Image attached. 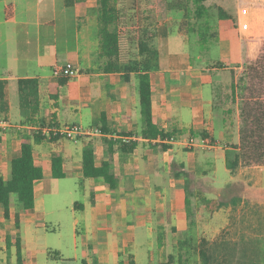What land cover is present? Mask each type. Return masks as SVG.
Wrapping results in <instances>:
<instances>
[{
    "label": "crops",
    "instance_id": "obj_1",
    "mask_svg": "<svg viewBox=\"0 0 264 264\" xmlns=\"http://www.w3.org/2000/svg\"><path fill=\"white\" fill-rule=\"evenodd\" d=\"M96 7V0H75L71 8L64 0H0V80L6 81L7 101L1 118L9 124L0 131V176H9L10 161L19 154L20 132L41 129L47 136L51 127L72 125L90 131L75 141L58 136L55 142L33 146L42 179L33 184V209L20 211L12 197L9 218L0 207V264H200L203 239L215 243L213 256L221 260L216 241L229 226L233 209L246 198L233 195L224 200L223 193L234 184H243L246 192L249 183L237 180L214 190L199 178L201 167L195 159L203 162L211 153L225 163L227 154L236 152L232 147L238 143V108L231 101V84L244 61L253 59L248 49L253 38L242 37L237 24L220 19L214 38L201 42L197 37L191 44L179 30L171 36V20L158 21L151 42L156 67L149 72L152 120L159 130L177 133L173 142L147 140L140 136L136 76L131 74L125 82L120 74L99 70L103 61L98 59ZM210 46L218 52L216 61L209 58ZM66 62L78 75L58 85L62 77H54L52 70ZM28 78L38 83V113L31 120L20 109L18 96L13 99L17 81ZM99 128L122 137L101 134ZM116 138L135 143V148L120 153L114 144L110 154L105 140ZM189 138H204L211 146L187 147ZM161 144L169 148L161 150ZM86 145L94 150L95 166L110 159L116 177L113 189L101 178L82 176ZM54 157L61 159L65 178L79 181L81 203L75 188L61 195L53 183L64 180L51 175ZM251 168L264 167H241L231 175ZM47 191L68 201L46 212ZM206 193L216 194L219 201L207 204L201 200ZM221 202L225 204L219 206ZM249 225L241 230L244 241L262 243ZM260 232L264 235V224ZM229 264H264V259L253 252L236 255Z\"/></svg>",
    "mask_w": 264,
    "mask_h": 264
},
{
    "label": "trees",
    "instance_id": "obj_2",
    "mask_svg": "<svg viewBox=\"0 0 264 264\" xmlns=\"http://www.w3.org/2000/svg\"><path fill=\"white\" fill-rule=\"evenodd\" d=\"M75 0H64V6L71 8ZM196 4V16L202 17L206 11L205 0H193ZM96 22L98 39V59L103 63L99 66L104 74H120L121 78L129 81L131 74L138 80V101L143 126L140 131L142 139L161 142L172 138L177 132H164L153 123L151 112V91L149 72L156 65V58L152 40L155 36L154 26L164 20L162 11L173 10L166 0H96ZM165 11V12H166ZM166 12V13H167ZM217 15L221 20L236 19L217 7ZM178 23L177 25H179ZM173 26V25H172ZM153 27V31L152 28ZM171 29V28H170ZM171 32V31H170ZM193 32V31H192ZM205 40L204 36L200 41ZM68 78L59 79L58 85H64ZM6 81L0 80V115L6 111L7 101L5 93ZM18 104L21 110L31 117L38 113V83L36 79H19L17 81ZM231 101L238 108V143L232 148L233 154H227L225 167L230 174L236 173L241 167H264V47L254 61L245 60L240 73L233 74L231 84ZM101 134H116L106 128H99ZM121 136V134H116ZM19 154L10 161L9 176H0V207L5 218H9L10 199L14 195L20 211L33 209V184L42 179V169L35 165L33 146L43 141L55 142L58 136H47L40 130L22 131L19 133ZM204 139V138H203ZM108 151L112 154V146L118 144L120 153H129L135 148L133 142L105 140ZM168 145L161 144V150H167ZM81 170L84 178H101L110 188H114L116 177L112 173L110 159L95 166V155L92 146L86 145L82 150ZM50 171L56 179L65 178L61 167V159H51ZM235 203V202H234ZM219 203V206L224 205ZM18 229V215L14 219ZM17 258H19V238L16 237ZM214 245L204 239L200 242V264H229L230 259L225 255L221 260L213 256Z\"/></svg>",
    "mask_w": 264,
    "mask_h": 264
},
{
    "label": "rangeland",
    "instance_id": "obj_3",
    "mask_svg": "<svg viewBox=\"0 0 264 264\" xmlns=\"http://www.w3.org/2000/svg\"><path fill=\"white\" fill-rule=\"evenodd\" d=\"M166 1L170 3L169 7L173 10L168 12L163 10L161 15L164 16V20H171L169 24L171 36L179 30V32L187 34L191 38V44L194 43V39L197 37L204 36L205 40L214 38L218 33L220 22L217 15V7L222 6L235 16L240 35H250L253 38L252 42L254 44L248 48L253 59L250 60L249 58V61H254L260 54L261 48L264 47V0H205L203 5L206 7V11L199 18L196 16V4L193 0ZM173 20L178 21L180 25L175 24ZM253 30L254 32H251ZM242 45L245 49L247 48L245 40H242ZM208 53L211 60H218L216 48L210 46ZM191 58L192 60L195 58L192 53ZM13 99L17 101L16 92L13 95ZM195 160H198V165L201 167L199 169L201 177L199 178H204V183L211 185L214 190H223L227 185L237 180H246L249 183V189L246 192V187L244 188L243 184H234L229 186V189L223 193L224 200L233 195H239L240 197L246 195V198L245 203H240L236 209L234 208L235 210L233 209L229 226L222 231L216 242L220 245L219 248H221L220 252L222 255L229 259H235L236 255L240 257L243 254L251 256L254 252L258 253V255L261 254L263 260L264 240H262V243H258L260 241L248 243L244 241L246 235L242 234L241 230L244 229L245 224L249 223L250 229L253 226L256 229V239L258 237L264 239V235L260 232V224H264V190H262L264 189V168H251L246 173L241 174V172H238L236 175H231L225 168L223 159H213L211 153H207L204 160H202L203 162H200L199 159ZM53 183L58 185L61 195L65 194V191L75 188L77 201L81 203L79 181L76 178H64V180L53 181ZM213 199H216L215 203L219 201V198L214 193H206L201 197V200L210 205L215 204L211 201ZM11 201L17 203L14 195ZM65 201L67 202L68 199L63 197L56 199L52 193L47 191L44 196V210L49 212L54 209L55 211L56 205L62 206ZM190 204L194 203L190 202ZM213 244L215 243L213 242Z\"/></svg>",
    "mask_w": 264,
    "mask_h": 264
},
{
    "label": "built area",
    "instance_id": "obj_4",
    "mask_svg": "<svg viewBox=\"0 0 264 264\" xmlns=\"http://www.w3.org/2000/svg\"><path fill=\"white\" fill-rule=\"evenodd\" d=\"M52 74L54 77H66V78H72L78 75L77 68L70 62H66L63 65H57L53 68ZM9 127V124L7 121L3 118H1L0 115V131H4ZM47 132H50L52 136H61L68 140H77V138L88 135L90 133L89 130L83 129L81 126L78 125H72L68 127L63 128H56L51 127L47 130ZM163 142H173L174 139H165L162 140ZM187 147H194V146H200V147H209L211 146L210 141L206 139H202L199 141H195L193 138H189L186 141Z\"/></svg>",
    "mask_w": 264,
    "mask_h": 264
}]
</instances>
